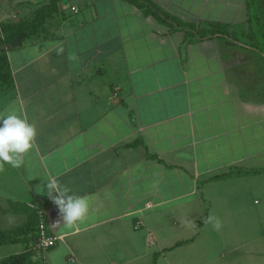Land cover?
Listing matches in <instances>:
<instances>
[{
	"label": "crops",
	"instance_id": "0c3cea01",
	"mask_svg": "<svg viewBox=\"0 0 264 264\" xmlns=\"http://www.w3.org/2000/svg\"><path fill=\"white\" fill-rule=\"evenodd\" d=\"M13 1L0 0V24L13 23ZM150 1L204 33L249 22L247 0ZM60 3L66 15L51 31L0 44L11 76L0 115L37 130L20 167L0 162V232L20 233L0 244V263L150 264L158 253L155 264H264V172L213 178L264 169L254 54L171 30L127 0ZM49 177L89 198L82 221L70 227L55 210L52 225ZM38 209L62 237L45 251L25 234ZM184 218L195 226L178 238Z\"/></svg>",
	"mask_w": 264,
	"mask_h": 264
},
{
	"label": "clouds",
	"instance_id": "9594fccd",
	"mask_svg": "<svg viewBox=\"0 0 264 264\" xmlns=\"http://www.w3.org/2000/svg\"><path fill=\"white\" fill-rule=\"evenodd\" d=\"M37 135L35 126L15 112L0 115V162L18 168L23 163V155L34 146ZM46 191L58 206L64 223L70 227L83 220L89 212V198L86 195H75L62 185L55 177L45 180ZM209 222L217 229L218 221L209 217Z\"/></svg>",
	"mask_w": 264,
	"mask_h": 264
},
{
	"label": "trees",
	"instance_id": "16d2710c",
	"mask_svg": "<svg viewBox=\"0 0 264 264\" xmlns=\"http://www.w3.org/2000/svg\"><path fill=\"white\" fill-rule=\"evenodd\" d=\"M59 1L60 0H50L49 3L44 4V5L40 6L39 8H37L36 13H35V18L31 22L13 21V23H9V22L1 23L0 24V32L3 34V37L0 39V44L8 46L11 43V41L15 37H17L19 34H24L25 36H29V35L36 33V31H35L36 28L43 24L44 20L48 16V14L55 12V10L57 8V2H59ZM127 1L132 2V3H136V4L146 8L147 11L149 13L153 14L161 23L169 25L171 30H177V29L183 30L186 33H189L191 36H197L198 38H205V37H209L210 35L217 34L219 36H222V37H225V38L231 40L232 42H235L238 44L240 43L234 35V32L236 33L235 30H231L230 32L227 30H215V31H212L209 33H204L202 30H198L194 26H192L188 23H183L179 19H177L176 17L170 16L168 13L161 10L158 6H156L150 0H127ZM258 1L260 4V0H247L249 15H251V11H252L251 5L255 4ZM1 51H2L3 55L5 56L4 50H1ZM4 63H5L6 68H7V72L9 75V81H10L9 84H10L11 83V76H10V72L8 70V67H7L6 58H5ZM260 172H264V169H251V170H246V171L229 170L225 173L215 175V176H213V178L216 179V178H222V177L229 176V175L260 173ZM27 227L29 229L26 231L25 234L30 232V234H29L30 239L35 238V231H36V227H37V217L35 215H34L33 219L31 220V223ZM20 229H24V228H20ZM15 232L20 235L19 232H17V231H15ZM0 234H1L0 244L5 243L12 238H13L12 240L14 241L15 240L14 237L19 236V235L13 236V233L5 234L3 232H0ZM10 235L12 236V238L9 239L8 237ZM190 240L191 239L183 240V241H177L172 247H176V246L181 245L183 243H186ZM172 247H170L168 249H171ZM157 256H158V253H154L153 261L150 264H155ZM23 259H24V255H21V256L20 255H12L8 259L3 260L0 264H11V263L22 264Z\"/></svg>",
	"mask_w": 264,
	"mask_h": 264
},
{
	"label": "rangeland",
	"instance_id": "374dc122",
	"mask_svg": "<svg viewBox=\"0 0 264 264\" xmlns=\"http://www.w3.org/2000/svg\"><path fill=\"white\" fill-rule=\"evenodd\" d=\"M50 0H47V3H49ZM264 2V0H263ZM46 3V4H47ZM36 3H32L30 1H26V0H21L20 2L14 3L13 1V21H17V22H31L34 18H35V13H36ZM0 6H3L0 4ZM74 10V9H73ZM66 15V9L62 6V4L59 2H57V8L55 10V12L48 14L47 18L44 20L43 24L41 26H38L36 28V33H45L48 31H51V29L57 25V22L59 19H61L62 17H64ZM262 17V15L260 16ZM264 17V16H263ZM262 17V18H263ZM261 19V18H260ZM259 19V22L261 21ZM264 21V20H263ZM261 23V22H260ZM209 26L211 27V29H218V30H227V31H231L233 30L232 28H234V30L236 31V33L234 32V35L237 39L239 40H243V42H249V43H254L257 44V46L262 47L261 43L259 42V30L264 32V29H259L260 26L257 25V22L249 20L248 23H242L239 25H235L234 27H230L229 24H225L224 25H218V24H209ZM236 49L239 47V45H235ZM241 47V46H240ZM243 48V47H242ZM246 49V48H245ZM244 59V58H243ZM246 61L249 60L248 57L245 58ZM254 60V57L251 58V61ZM257 61L261 64V60L259 58H257ZM5 56L3 55L2 51L0 50V95H2L3 93L9 91V75L7 72V68L5 65ZM261 66V70H262V66L264 68V65H260ZM200 219V218H199ZM194 220H192L191 218H184L182 225L184 226V229L186 230V234L182 233V234H177L176 237L178 238H182L185 237L186 235H189L187 233H192V231L190 232L189 230H191V228L193 227ZM200 223V222H198ZM195 226V225H194ZM14 235H19L16 232H13V236ZM0 238H1V234H0ZM15 238V237H14ZM177 238V239H178ZM18 244H12V245H8L4 248V253H13L17 251V247ZM13 264V263H11Z\"/></svg>",
	"mask_w": 264,
	"mask_h": 264
},
{
	"label": "flooded vegetation",
	"instance_id": "af4514ba",
	"mask_svg": "<svg viewBox=\"0 0 264 264\" xmlns=\"http://www.w3.org/2000/svg\"><path fill=\"white\" fill-rule=\"evenodd\" d=\"M252 6V11H251V15H249V20L255 21L257 22V25L260 26L259 29H264V2L263 0H260V4L259 1L256 2L255 4L251 5ZM254 6V7H253ZM262 15V17H260ZM261 18V19H260ZM259 19L261 20L259 22ZM263 31V30H262ZM259 30V42L261 43L262 47L257 46V44L254 43H247V42H243V40H239L237 39L240 43H236L238 45H241L244 49L246 48L247 50L251 51L254 55V60L251 61L252 66L256 67L258 70V75H262V71H261V66L260 65H264V32H262ZM257 58H259L261 60V64L257 61ZM263 67V66H262Z\"/></svg>",
	"mask_w": 264,
	"mask_h": 264
},
{
	"label": "built area",
	"instance_id": "2783aa9c",
	"mask_svg": "<svg viewBox=\"0 0 264 264\" xmlns=\"http://www.w3.org/2000/svg\"><path fill=\"white\" fill-rule=\"evenodd\" d=\"M44 213L42 209L37 210L38 219L33 247L45 251L53 247L62 237L48 229Z\"/></svg>",
	"mask_w": 264,
	"mask_h": 264
},
{
	"label": "water",
	"instance_id": "95a60500",
	"mask_svg": "<svg viewBox=\"0 0 264 264\" xmlns=\"http://www.w3.org/2000/svg\"><path fill=\"white\" fill-rule=\"evenodd\" d=\"M55 210H59V208H58V206H55V207H53V208H50L48 211H47V214H48V216H49V218H50V220H51V223H52V225L53 226H55L56 224H57V222H53L54 221V211ZM56 221V220H55ZM64 221V220H63Z\"/></svg>",
	"mask_w": 264,
	"mask_h": 264
}]
</instances>
